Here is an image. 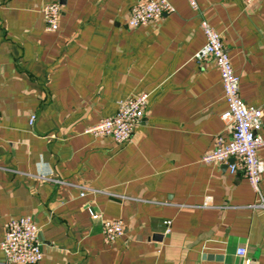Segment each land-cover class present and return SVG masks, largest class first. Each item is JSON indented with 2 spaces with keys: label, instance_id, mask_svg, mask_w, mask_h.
<instances>
[{
  "label": "crops",
  "instance_id": "crops-1",
  "mask_svg": "<svg viewBox=\"0 0 264 264\" xmlns=\"http://www.w3.org/2000/svg\"><path fill=\"white\" fill-rule=\"evenodd\" d=\"M48 1L0 0V241L7 220L30 214L36 264H245L239 246L264 264V170L255 190L230 171L234 158L202 160L227 103L214 59L195 57L206 19L240 96L263 110L264 136V0H171L174 11L138 26L127 22L137 0H57L54 31ZM142 91L128 140L85 130ZM106 218L123 222L110 242Z\"/></svg>",
  "mask_w": 264,
  "mask_h": 264
},
{
  "label": "built area",
  "instance_id": "built-area-1",
  "mask_svg": "<svg viewBox=\"0 0 264 264\" xmlns=\"http://www.w3.org/2000/svg\"><path fill=\"white\" fill-rule=\"evenodd\" d=\"M192 7H197L196 0H188ZM61 3L51 0L44 3L42 14L47 30L59 27ZM171 0H137L128 14L129 25H143L174 11ZM205 35L203 45L195 52V57L211 56L219 70L223 87L226 108L221 112L223 132L215 138V146L205 152V162L229 161V169L234 172L240 169L255 190H259V182L264 170L263 160L258 149L264 146L263 110L259 106L248 104L239 94V75L233 68L231 57L227 52L221 33L206 19L201 20ZM148 92L128 96L118 102L114 113L101 117L97 122L86 127V131L96 135H110L116 141L123 142L130 138L134 127L144 115ZM34 115L30 116L32 122ZM84 194V190H81ZM264 204V201H263ZM93 217L99 213L90 211ZM165 232L171 228V219H164ZM123 233V222L119 218L103 219L102 234L105 242L113 241ZM5 264H36L43 257L39 239V226L30 214H22L10 218L5 223V231L0 241ZM236 252L244 257V263L250 262L247 249L239 246Z\"/></svg>",
  "mask_w": 264,
  "mask_h": 264
},
{
  "label": "water",
  "instance_id": "water-1",
  "mask_svg": "<svg viewBox=\"0 0 264 264\" xmlns=\"http://www.w3.org/2000/svg\"><path fill=\"white\" fill-rule=\"evenodd\" d=\"M247 264H254L253 262H249V263H247Z\"/></svg>",
  "mask_w": 264,
  "mask_h": 264
}]
</instances>
